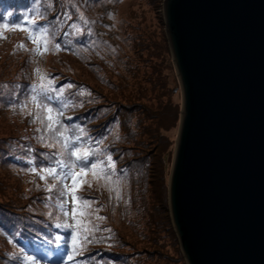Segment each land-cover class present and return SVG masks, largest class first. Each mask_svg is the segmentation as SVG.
Wrapping results in <instances>:
<instances>
[{
	"label": "rangeland",
	"instance_id": "obj_1",
	"mask_svg": "<svg viewBox=\"0 0 264 264\" xmlns=\"http://www.w3.org/2000/svg\"><path fill=\"white\" fill-rule=\"evenodd\" d=\"M45 1L48 5L46 10L43 8L44 16L50 26H54L52 34H47V41L50 37L49 45L54 51L37 56L38 68L32 73L39 70V75L64 78L65 92L80 106L92 99V89L108 96L102 104L119 113L126 123L132 122L133 129H124L125 142L119 143L122 155L118 159L107 154L104 161L84 173L76 183L72 176L61 180L57 176V165L52 161L44 164L46 157L44 160L40 157L39 152L48 148L46 144L41 143L39 151L32 149L39 139L37 135L41 136L42 127H23L20 123L16 110L27 109V106L3 102L4 93H14L13 88L26 83L21 79L27 71L22 62L27 56L20 51L27 40L22 34L9 35L12 29L9 28L4 34L9 40L0 44V148L7 145L6 151L0 149V209L14 210L23 225L77 227L81 243L72 257L78 264H96L94 256H105L107 252L114 260L105 264H185L169 212L158 214L150 203L158 192L157 172L151 161L162 163L168 182L181 114L180 85L160 16L162 0ZM3 28L0 25V32ZM106 43L115 46L108 47ZM89 61L92 66L88 65ZM56 80L48 82L54 84ZM10 98L13 97L5 99ZM141 126H150V135L159 127L160 134L166 137L161 151L157 149L161 160L155 156V142L145 143L144 135L139 141V134L135 139L134 135L130 137ZM81 149L82 155L88 151L85 146ZM8 153L20 154L25 159L32 156V161H39L40 165L33 174L20 173L5 157ZM128 160L142 171L140 179L121 188L125 181L117 179L114 171L119 163ZM31 184L41 189L38 191ZM58 191L62 192L58 194ZM15 200L20 205H14ZM31 200L36 208H41L40 214H21L24 209L20 207ZM166 207L168 211L167 203ZM3 212L9 213L1 210L0 215ZM153 213L156 220L150 225ZM3 237L0 231V264H12L19 253Z\"/></svg>",
	"mask_w": 264,
	"mask_h": 264
},
{
	"label": "water",
	"instance_id": "obj_2",
	"mask_svg": "<svg viewBox=\"0 0 264 264\" xmlns=\"http://www.w3.org/2000/svg\"><path fill=\"white\" fill-rule=\"evenodd\" d=\"M181 90L167 204L185 264H264V0H162Z\"/></svg>",
	"mask_w": 264,
	"mask_h": 264
},
{
	"label": "trees",
	"instance_id": "obj_3",
	"mask_svg": "<svg viewBox=\"0 0 264 264\" xmlns=\"http://www.w3.org/2000/svg\"><path fill=\"white\" fill-rule=\"evenodd\" d=\"M43 1L44 3L41 4L36 3L37 0H0V25L4 27L1 29L2 32H0V44L9 40L10 37L7 38L8 35L6 34V37L4 35L9 28H12L10 29L11 32H9L10 30L8 31L9 35L22 34L24 39L27 40L25 45L20 46V51L27 56V58L22 60L27 71L21 79L24 82L26 81V83L13 88L14 93L10 91L4 93L6 95L3 102L7 104L14 103V105L19 103L27 106V109L16 110L20 115V123L21 125L23 124V127H42L41 136L35 132L31 133H35L39 138L35 141L37 143L32 145V149L39 151L41 147L38 146L41 143H45L48 147L39 152L42 159L46 157L44 164H49L50 161L54 162L57 165V176H60L61 180L71 174H75L76 179H82L84 173L91 172L100 161H104L105 155L112 154L117 159L122 155V146L119 143L124 144V129L129 128L128 131L132 130L133 124L132 122L126 123V121L121 119L119 113L102 104L108 96L97 93L91 88L92 99L85 105L80 106L69 99L73 97L69 95L70 93L67 92V94L65 92L64 86H66V83L64 78L59 79L58 75H39V70L37 73H32L34 68H38L37 61H35L37 56L54 51L49 45L50 37L49 41H47V34L49 36L52 34L54 26H50L47 17L44 16L43 8L46 10L48 2ZM56 23L57 21L54 23L55 26ZM88 31L89 35H91L90 30ZM106 45H110L108 47L115 46L112 43H106ZM41 47L43 50L40 49ZM91 61L88 62L90 66H92ZM54 78H57V80L52 84ZM95 79L98 81L97 77ZM48 80L52 82H48ZM87 87L89 88L88 85ZM24 88L26 93L23 92ZM8 97L13 98L5 99ZM140 130L141 132H138ZM155 130V134L150 135V126H141L137 133L132 134L130 137L134 135L135 139L137 134H139L138 141L145 136V143L148 141L155 142V146H157V148L155 147L157 151L155 156L158 157L159 161L161 160V157H159L160 146H162V141L166 137L160 134V131H158L160 130L159 127ZM6 146L2 145L1 151H4ZM83 146L88 151L82 155L81 148ZM5 157L10 164H15L12 166L18 172L24 174H33L40 165L39 161L36 163L32 161V156L25 159L20 154L11 155L8 153ZM29 165L32 166L30 167ZM151 165L155 166V171L157 172L155 174L157 175L156 189L158 192L154 194L150 203L155 212L158 214L166 212L167 215V207L165 208V203H167V181L162 163L151 161ZM117 167L114 171V175L116 172L115 177L125 181L121 188L123 186L129 187L136 179H140V171L142 169L137 168L132 160H128L123 164L119 163ZM78 184L80 185L81 181ZM30 186L37 188L38 191L41 189L34 184ZM61 192L58 191V194ZM33 200L37 202L35 197ZM15 201L16 204L14 205H20L17 200ZM34 201L31 200L24 207H20L24 209V211L21 210V214H40L38 212H40L41 208H36ZM1 210H8L9 212H3L0 215L1 234L4 236V240L11 242L19 253L17 260H13L12 264H38L40 261L48 264H78L72 257L75 248L81 243V235L77 227L70 228L66 225L54 224L42 225L41 223L35 226L23 225L16 218L15 213H13L15 212L14 210L9 207L0 209V212ZM154 214L150 220V225L156 220ZM147 225L149 224L147 223ZM39 229L41 230L38 231ZM89 240L91 241V238ZM85 253L87 254L88 252ZM107 253H105V256L100 254L96 257L94 256L93 261L96 264H105L106 261H113L114 259L110 256L111 253Z\"/></svg>",
	"mask_w": 264,
	"mask_h": 264
}]
</instances>
